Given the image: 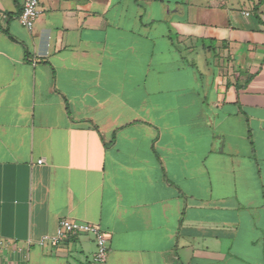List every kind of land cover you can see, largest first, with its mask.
I'll return each instance as SVG.
<instances>
[{
    "label": "crops",
    "instance_id": "crops-1",
    "mask_svg": "<svg viewBox=\"0 0 264 264\" xmlns=\"http://www.w3.org/2000/svg\"><path fill=\"white\" fill-rule=\"evenodd\" d=\"M38 4L0 0V264H95L61 218L102 264H264V0Z\"/></svg>",
    "mask_w": 264,
    "mask_h": 264
},
{
    "label": "built area",
    "instance_id": "built-area-1",
    "mask_svg": "<svg viewBox=\"0 0 264 264\" xmlns=\"http://www.w3.org/2000/svg\"><path fill=\"white\" fill-rule=\"evenodd\" d=\"M243 14L246 17L250 15L248 12H243ZM39 15L40 9L38 0H23L22 9L18 16V22L27 30H32ZM0 18L5 20L7 16L1 14ZM42 162L43 160H39L38 164H41ZM78 234H90L93 236L96 245L93 263H104L107 256V239L104 232L97 225L91 223L61 218L57 222L55 232L53 234L43 236L38 243L39 245H43L45 242H50L53 246H58L67 238L76 236Z\"/></svg>",
    "mask_w": 264,
    "mask_h": 264
},
{
    "label": "rangeland",
    "instance_id": "rangeland-1",
    "mask_svg": "<svg viewBox=\"0 0 264 264\" xmlns=\"http://www.w3.org/2000/svg\"><path fill=\"white\" fill-rule=\"evenodd\" d=\"M246 7H247V9H252V7L250 8V6H248V4H246Z\"/></svg>",
    "mask_w": 264,
    "mask_h": 264
}]
</instances>
